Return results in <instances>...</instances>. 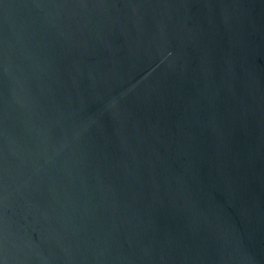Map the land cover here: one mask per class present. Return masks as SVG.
<instances>
[{
    "label": "water",
    "instance_id": "95a60500",
    "mask_svg": "<svg viewBox=\"0 0 264 264\" xmlns=\"http://www.w3.org/2000/svg\"><path fill=\"white\" fill-rule=\"evenodd\" d=\"M0 264H264V0H0Z\"/></svg>",
    "mask_w": 264,
    "mask_h": 264
}]
</instances>
